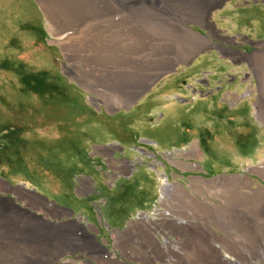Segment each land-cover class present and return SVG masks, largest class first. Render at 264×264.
Segmentation results:
<instances>
[{
  "label": "rangeland",
  "instance_id": "rangeland-1",
  "mask_svg": "<svg viewBox=\"0 0 264 264\" xmlns=\"http://www.w3.org/2000/svg\"><path fill=\"white\" fill-rule=\"evenodd\" d=\"M102 1L116 7L112 15H122L129 32L118 34L101 24L98 0H0L1 49L15 50L0 51V73L9 78L0 75V223L11 214L12 224L17 228L15 219H21L20 229L30 237L6 233L0 264L80 259L76 243L93 241L96 231L92 203L106 194L100 167L126 165L134 157L139 160L133 178H142L145 189L156 175L155 161L187 160L191 171L204 176L207 202L212 192L234 195L210 203L224 219L253 209L249 224L260 236L264 136L246 113L247 99L233 111L217 94L186 109L178 103L202 89L199 84L243 83L240 95L249 97V81L264 82V0ZM64 25L70 28L63 30ZM218 49L233 55L226 69H220L226 65L218 60ZM248 49L247 68L242 60ZM39 50L44 64L30 56ZM191 84L197 90H190ZM173 102L175 112L159 107L166 111L161 120L151 115L157 103ZM135 111L140 120L133 118ZM91 177L94 192L85 189Z\"/></svg>",
  "mask_w": 264,
  "mask_h": 264
},
{
  "label": "crops",
  "instance_id": "crops-1",
  "mask_svg": "<svg viewBox=\"0 0 264 264\" xmlns=\"http://www.w3.org/2000/svg\"><path fill=\"white\" fill-rule=\"evenodd\" d=\"M155 1L158 4L162 2V0ZM205 1L207 5L213 0H203V3ZM164 3L163 1L161 6H165ZM36 6L37 11L43 14L37 1ZM18 9H21L18 12H23L22 8ZM10 27L9 23L5 26L7 30H11ZM127 31L128 28L123 25L120 33ZM187 32L197 38L201 44L206 43L204 36L190 29ZM22 34L24 39L25 33ZM2 51L7 55L15 53L13 47H6ZM245 53L246 57L242 60V64L248 68L249 49ZM33 54H36L33 62L46 63L43 52L39 50L31 53L30 56ZM217 58L226 65L220 69L228 68L230 61L234 59L232 53L226 49H218ZM176 60L178 58L174 57L173 61ZM0 75L2 79H9L5 74L0 73ZM216 84L214 82V87L199 84L198 87L202 89L198 90L191 84L189 89L197 90L196 94L180 97L181 101L178 104L185 105L186 109L189 103L195 100L204 101L209 95L217 94L218 97L220 95L219 101L227 102L233 111L238 108L239 101L246 98L249 104L246 113L254 117L264 136V82L256 79L249 81V97L240 95L246 89L243 83L241 85L232 83L227 86ZM206 88L208 90L203 91ZM152 98L158 101L159 96L154 94ZM121 104L114 103L115 106ZM176 104L175 102L157 103L151 115L161 120L166 111L175 112ZM206 104L210 102L207 101ZM159 107L165 108L166 111L159 112ZM136 114L138 111H135L133 118L135 121L140 120ZM190 151H195V146L191 147ZM146 152L147 154L151 152L149 156L154 154L151 150ZM135 160L139 159L134 157L127 160L129 163L126 165L115 161L100 167L102 172L99 182L106 188V194L102 193L92 203L95 210L93 214L95 222L92 224L96 229L93 234L94 240L84 244L76 243L75 248L81 258L73 261L69 259L67 262L72 264H83L82 261L84 264H264V233L259 236L258 230L254 229L255 226L249 224V217L254 213L253 209L246 210L237 219H224L225 215L217 211L212 201H230L234 195L228 194L223 197L212 192L209 194L212 203L207 202L205 182L202 181L204 176L201 172L191 171L188 161L184 159L170 158L164 163L155 161L153 168H156V175L151 185L146 186L145 189L142 178L137 180L133 178L138 170ZM166 173L170 176L163 175ZM252 176L254 177L255 174L249 175L250 178H253ZM91 178L92 181L85 189L94 192L96 183L93 182V177ZM24 184L29 183L24 182ZM78 185L77 183L76 187H79ZM24 188L26 189V186ZM136 213L140 216L135 217ZM82 215L87 219L86 214L82 213ZM13 218V215L7 214L5 221L0 223V239L6 240V233L12 231H15L17 237L29 239V235H24L20 229L23 221L19 218L15 219L16 223L20 224L16 228L15 224H12ZM1 226H5V229Z\"/></svg>",
  "mask_w": 264,
  "mask_h": 264
},
{
  "label": "bare ground",
  "instance_id": "bare-ground-1",
  "mask_svg": "<svg viewBox=\"0 0 264 264\" xmlns=\"http://www.w3.org/2000/svg\"><path fill=\"white\" fill-rule=\"evenodd\" d=\"M101 0H98L101 11H100V22L104 27H108L109 29H112L116 33L120 34L122 31L123 26V16L119 15L118 18L114 17L113 12L116 10V7H111V9L108 8V6L104 5V1L100 3ZM71 24V23H69ZM63 30H68L70 28V25H64L61 27ZM110 31V30H109ZM67 41V40H66ZM66 41L62 40V43H67Z\"/></svg>",
  "mask_w": 264,
  "mask_h": 264
},
{
  "label": "built area",
  "instance_id": "built-area-1",
  "mask_svg": "<svg viewBox=\"0 0 264 264\" xmlns=\"http://www.w3.org/2000/svg\"><path fill=\"white\" fill-rule=\"evenodd\" d=\"M138 216H140V214L139 213H136L135 214V217H138ZM70 257H72V256H70ZM70 257H68V258H70ZM71 259H73V257Z\"/></svg>",
  "mask_w": 264,
  "mask_h": 264
},
{
  "label": "water",
  "instance_id": "water-1",
  "mask_svg": "<svg viewBox=\"0 0 264 264\" xmlns=\"http://www.w3.org/2000/svg\"><path fill=\"white\" fill-rule=\"evenodd\" d=\"M145 140H147V139H145Z\"/></svg>",
  "mask_w": 264,
  "mask_h": 264
},
{
  "label": "flooded vegetation",
  "instance_id": "flooded-vegetation-1",
  "mask_svg": "<svg viewBox=\"0 0 264 264\" xmlns=\"http://www.w3.org/2000/svg\"><path fill=\"white\" fill-rule=\"evenodd\" d=\"M156 125V124H155Z\"/></svg>",
  "mask_w": 264,
  "mask_h": 264
}]
</instances>
